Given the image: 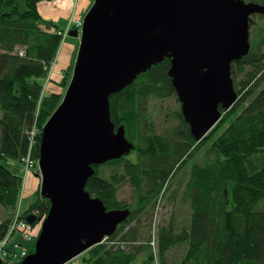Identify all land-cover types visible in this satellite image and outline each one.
Instances as JSON below:
<instances>
[{
	"label": "trees",
	"instance_id": "trees-1",
	"mask_svg": "<svg viewBox=\"0 0 264 264\" xmlns=\"http://www.w3.org/2000/svg\"><path fill=\"white\" fill-rule=\"evenodd\" d=\"M53 1L0 0V241L11 237V211L23 189L12 163L29 156L39 161L43 128L64 99L79 49L77 42L57 80L51 67L65 46L64 30L39 10L40 3ZM89 1L81 18L94 3ZM170 68L165 59L110 98L115 128L123 127L135 148L94 166L86 190L109 211L130 214L83 261L264 264V14L251 15L250 51L232 64L238 100L201 142L182 115ZM128 185L131 199L122 200ZM37 188L35 201L18 214L26 222L34 215L36 225L51 207L41 183ZM163 200L175 210L167 224L158 225L154 240V213ZM181 205L188 207L185 216L175 214ZM21 260L8 255L3 263Z\"/></svg>",
	"mask_w": 264,
	"mask_h": 264
},
{
	"label": "water",
	"instance_id": "water-1",
	"mask_svg": "<svg viewBox=\"0 0 264 264\" xmlns=\"http://www.w3.org/2000/svg\"><path fill=\"white\" fill-rule=\"evenodd\" d=\"M264 6L243 0H95L84 16L72 79L42 131L41 194L50 201L35 252L20 264H68L112 236L129 217L109 211L87 183L94 166L130 154L115 128L111 96L165 59L181 112L197 142L238 100L232 64L250 51V18ZM28 223L35 224L30 215ZM0 264H4L0 259Z\"/></svg>",
	"mask_w": 264,
	"mask_h": 264
},
{
	"label": "rangeland",
	"instance_id": "rangeland-1",
	"mask_svg": "<svg viewBox=\"0 0 264 264\" xmlns=\"http://www.w3.org/2000/svg\"><path fill=\"white\" fill-rule=\"evenodd\" d=\"M71 1L74 4V11H73L72 19L69 22V25L73 22L74 19H80V18H75V17L77 15V12H76L77 9L76 8L79 5L81 0H71ZM243 1H245L248 4L254 3L256 5L264 6V0H243ZM65 38H64L65 40H63V42L65 43L66 46L68 44H70V43H73L76 40V38H74L72 36H69V35H67ZM77 40H78L77 42L80 43V39L78 38ZM75 49H76V45H75ZM62 51H63V49H62ZM62 51H59L58 56H57L56 60L54 61L53 65L51 67V71L54 70V68L57 67V64L59 63ZM71 79H72V77H71ZM172 102H173V100H172ZM156 116H157L156 117L157 121L162 122L164 120V114L163 113L162 114L158 113V115H156ZM20 165H21V169L19 170V172H20V174H21V176L23 178V189H22V194H21L20 201H19V204L17 206V209H12V211H11L14 219H16L18 217V214H19L21 209L25 210L33 201H35V198H36L35 194H36V191L38 189L36 187H38L39 183H41V179L40 180H36L37 181L36 182L37 186H34L33 190L28 191V184H29L28 180H29V177L32 175V176H35L36 179H37V176L35 175V173H38L39 171H36L38 169L37 165H35L33 171L28 169L27 172H26L25 162L24 161L21 162ZM131 194H132V189L128 185V186H125V188H123L121 190L119 198L122 199V200H130L131 199ZM174 210H175L174 206L168 205L166 200H163L160 203L159 207H157V209H156V211L154 213V223L155 224H154L153 229H152V237H153L154 240L157 239L156 238V234H157L156 230H157L158 225L167 224L170 221V219L172 218ZM180 213H182L183 216H185L188 213V207L186 205L179 206L176 209V213L175 214L177 216H180ZM37 224H38L37 225L38 226V232L34 234L33 240L27 241L26 239H24L23 235L20 232H18V233L12 232L11 233V236H12L11 241L9 240L10 243L6 246V249L14 251V252H16V253L21 255L22 247L20 245H22L23 247H27L28 251H30V253H34L35 252V244H36L37 238L40 235L43 222L42 223H37ZM3 242L4 241H0V253H2V251H3L2 250ZM156 246H157V240H156ZM84 257H85V253L83 255H81L80 257L76 258L75 260H73L72 262L68 263V264H85L84 261H83ZM168 257H169V260H172L175 257V254L174 253H170L168 255Z\"/></svg>",
	"mask_w": 264,
	"mask_h": 264
},
{
	"label": "crops",
	"instance_id": "crops-1",
	"mask_svg": "<svg viewBox=\"0 0 264 264\" xmlns=\"http://www.w3.org/2000/svg\"><path fill=\"white\" fill-rule=\"evenodd\" d=\"M89 0H81L77 6V15L75 18H81V14L85 12L89 5ZM39 10L44 18L53 20L61 29L65 30L69 26V22L72 19L74 4L71 0H55L53 2H42L39 4ZM73 37V36H72ZM76 38V37H74ZM78 38L73 43L65 45L61 53L59 63L57 64L54 77L59 80L61 79L63 71L69 65L73 52L75 50V45ZM12 167L16 170L21 169L19 162L12 163ZM35 176H30L28 180V191L33 190L34 186H37ZM37 188V187H36Z\"/></svg>",
	"mask_w": 264,
	"mask_h": 264
},
{
	"label": "built area",
	"instance_id": "built-area-1",
	"mask_svg": "<svg viewBox=\"0 0 264 264\" xmlns=\"http://www.w3.org/2000/svg\"><path fill=\"white\" fill-rule=\"evenodd\" d=\"M82 27H83V20L82 19H74L73 22L68 26V28L64 32H60V34L63 35V38H65L69 34L71 29L75 28L77 30H82ZM23 161L25 162L26 172L28 169L33 171L35 165L38 166V161L33 160L31 158V156L25 157L22 160V162ZM10 231H11V233L12 232H21L27 241L33 240L34 234L37 233L36 232L37 229L35 226L30 225L26 221L19 220L18 217L13 221V223L10 227ZM7 244H8V238L6 240H4V242H3V247H2L3 251H2V253H0L3 256L8 255L7 251H5V246ZM28 253H29L28 250L24 249L22 256L25 257L28 255Z\"/></svg>",
	"mask_w": 264,
	"mask_h": 264
}]
</instances>
